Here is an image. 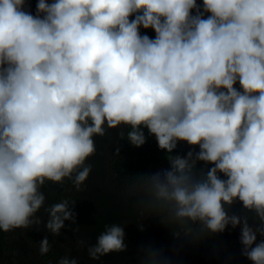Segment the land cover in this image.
<instances>
[{"label": "clouds", "instance_id": "1", "mask_svg": "<svg viewBox=\"0 0 264 264\" xmlns=\"http://www.w3.org/2000/svg\"><path fill=\"white\" fill-rule=\"evenodd\" d=\"M26 7L0 0V230L41 223L45 181L72 178L81 187L94 136L126 126L118 135L140 147L147 128L170 164L142 174L148 206L194 241L239 225L241 254L264 264V0H37L35 14ZM180 141L199 151L173 155ZM236 200L255 214V227L228 214L224 205ZM74 204L45 208L51 234L75 223ZM38 244L49 252L47 235ZM126 250L123 224L105 225L87 248L95 261ZM138 258L161 264L151 247ZM56 264L79 262L65 255Z\"/></svg>", "mask_w": 264, "mask_h": 264}, {"label": "trees", "instance_id": "2", "mask_svg": "<svg viewBox=\"0 0 264 264\" xmlns=\"http://www.w3.org/2000/svg\"><path fill=\"white\" fill-rule=\"evenodd\" d=\"M36 3L37 0H26L25 10L35 14ZM140 31L150 38L155 36L152 29ZM120 130L112 128L104 136H94L95 152L86 160L91 171L79 189L72 178H63L62 182L45 181L41 188L46 196L45 204L36 213L41 218L39 225L0 230V264H56L65 255L76 257L79 264H138L141 249L147 247L156 252L161 264H253L241 254L239 225L234 229L228 226L222 233L204 235L196 241L175 235L173 228L177 225L163 222L160 216L165 217L166 211L148 206V197L139 187L142 174L170 168L167 151L158 147L154 134H149L147 128L144 129L146 141L140 147L120 137ZM124 130L127 131L126 126ZM117 147L119 153H116ZM190 149L199 151L198 145L180 141L173 155L183 156ZM212 166L205 162L197 165L205 171ZM65 199L75 203V223L66 220L61 234L53 235L45 228L48 219L45 208ZM224 207L229 215L247 216L250 226L258 224L255 214L244 209L241 201ZM111 224H123L127 250L105 254L99 261L90 259L88 246L95 244L105 225ZM45 235L51 247L41 255L38 242ZM261 239L264 237L257 234V242ZM78 241H83V246Z\"/></svg>", "mask_w": 264, "mask_h": 264}, {"label": "rangeland", "instance_id": "3", "mask_svg": "<svg viewBox=\"0 0 264 264\" xmlns=\"http://www.w3.org/2000/svg\"><path fill=\"white\" fill-rule=\"evenodd\" d=\"M121 127H123V128H124L125 126H120V127H118V128H119V129H121Z\"/></svg>", "mask_w": 264, "mask_h": 264}]
</instances>
